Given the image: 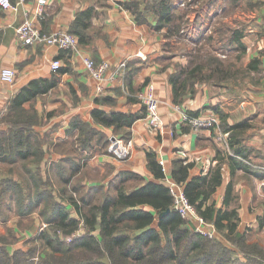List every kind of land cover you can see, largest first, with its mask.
Returning a JSON list of instances; mask_svg holds the SVG:
<instances>
[{
  "label": "crops",
  "instance_id": "0c3cea01",
  "mask_svg": "<svg viewBox=\"0 0 264 264\" xmlns=\"http://www.w3.org/2000/svg\"><path fill=\"white\" fill-rule=\"evenodd\" d=\"M10 1L14 3L16 0ZM25 1V7L31 9L34 0ZM120 1L123 4L133 0ZM45 2L43 15L37 18L36 26L47 33L68 31L78 11L93 8L95 14L87 30L90 39L80 47L95 64L106 60L115 67L125 61L124 74L104 82L102 90L97 91L96 80L72 51L18 41L14 27L23 19L22 10L5 9L0 5V68L11 67L15 74L12 83L0 79V119L11 98L22 86L34 79L54 76L56 86L47 93L37 95L34 100L35 110L42 116L49 112L57 113L50 120L58 127L47 138L51 141L46 142L50 144L49 153L45 151L42 158L48 162L64 158L80 161V168L67 182L69 184L78 177V182L72 186L73 194L79 193L81 197L98 201L102 192L113 191L115 176L122 171L139 176L137 180H128L126 189L145 181L164 183L168 187L164 177L171 178L173 160L183 158L192 162L191 177L207 173L217 162V149H227L223 140H216V128L187 129L181 126L179 112L173 108L179 101H174L170 76L181 72L182 80L187 68L202 63L205 67L195 76L193 85L180 87L177 95L182 98L181 105L187 112L198 110L196 115H216L219 118L215 112L217 109L229 124L245 122L249 133L244 134L238 146L248 156L243 161L257 173L241 169L233 173L234 188L239 196V229L250 227L255 233L264 235V0H169L173 4L172 18L165 21L161 29L156 25L157 13L143 11L144 2L138 6L145 20L140 23L128 9L120 8L114 0ZM53 58L59 59L60 66L68 70L62 73L51 70ZM252 61H256L254 69L250 65ZM219 64L223 66L221 73L213 70ZM181 69L183 71H178ZM149 84L153 85L154 94L159 99L162 125L153 129L146 124L144 117L137 118L127 128L133 143L128 158L118 160L110 155L108 145L100 143L101 138L88 140L83 135L79 142L77 131L68 134L71 120L79 117L84 122H91L94 128L101 129L107 139L112 134V127L94 122L92 110L144 113L146 104L139 94L145 93ZM0 126H3L1 121ZM219 127L228 142V131ZM69 151L78 153L75 157L66 156ZM147 151L156 154L165 172L163 178L155 179L148 169ZM68 168L71 172L69 164ZM222 169V184L209 200H214L217 205L230 179L228 166L224 164ZM58 176H63V173ZM71 212L76 216L74 209ZM185 220L196 231L193 220ZM213 237L221 239L217 229Z\"/></svg>",
  "mask_w": 264,
  "mask_h": 264
},
{
  "label": "trees",
  "instance_id": "16d2710c",
  "mask_svg": "<svg viewBox=\"0 0 264 264\" xmlns=\"http://www.w3.org/2000/svg\"><path fill=\"white\" fill-rule=\"evenodd\" d=\"M142 2L145 4L143 11L153 10L157 13L158 29L172 18L173 4L169 0H133L121 5L140 23L145 21L143 12L138 11ZM94 14L91 7L82 9L70 23L68 32L78 38L79 46L89 42L87 30ZM255 63L252 61L251 68L257 67ZM202 67H205L202 63L192 64L183 72L182 80L181 72L170 76L175 102L181 104L182 101L177 89L186 85L191 87L196 81L195 76L202 72ZM66 70L67 67L60 66L56 73ZM213 70L221 73L222 64L214 66ZM56 83L54 76L31 80L13 95L2 112L0 162L9 165L23 162L25 173L20 178L13 177L12 169L0 171V215L6 214V210L12 207L17 216L38 212L39 220L33 222L38 223L39 231L26 240L25 247L15 248L11 246L16 241L17 229L8 228L0 232V264H264V243L259 238H251L255 232L252 228L239 229V196L234 188L233 173L238 169L257 173L243 161L248 156L238 146L244 138L245 122L229 124L224 114L215 109L219 115V125L228 131L229 136L225 145L227 149H217V162L207 173L190 177L192 162L183 158L172 162L171 178L182 183L190 204L204 220L214 224L221 239L207 237L194 231L192 224L189 225L173 208L172 196L164 183L145 181L126 189L128 180L139 179L134 172L118 173L112 185L113 191L102 192L98 201L77 197L73 190L65 198L66 203L54 197L49 166L43 171L41 169V164L45 166V162H48L42 158L48 144L41 143L38 138L35 126L39 124V118L32 102L37 95L54 88ZM27 103L29 107L25 106ZM189 113L196 115L198 110H189ZM145 115L146 108L144 113L136 114L105 112L98 108L92 110L94 122L112 127V133L123 139H129L127 128ZM183 127L189 129L190 126ZM74 131H77L79 142L84 135L88 140L101 138L100 143L108 145V136L106 139L101 129L94 128L91 122H84L79 117H74L70 122L68 134ZM146 156L147 167L154 178H163L165 172L156 154L147 151ZM61 160L66 162L65 158ZM61 160L58 161L60 169L63 168ZM79 163L68 160L72 170L70 172L69 168V173L63 177L64 182L71 180L73 173L80 168ZM224 164L229 168L230 179L217 205L214 200H209L222 184ZM72 209L76 216L72 214Z\"/></svg>",
  "mask_w": 264,
  "mask_h": 264
},
{
  "label": "built area",
  "instance_id": "2783aa9c",
  "mask_svg": "<svg viewBox=\"0 0 264 264\" xmlns=\"http://www.w3.org/2000/svg\"><path fill=\"white\" fill-rule=\"evenodd\" d=\"M46 0H35L31 9L25 7V0H16L12 3L10 0H0V5L5 9L14 11L22 10L23 19L14 27L16 39L24 44H43L54 46L60 49H69L77 57H79L84 64L87 72L91 77L96 80V90L101 91L103 83L113 81L115 78L124 74L125 61L120 62L117 66L113 67L106 60L100 61L98 64L86 54L78 44V38L64 30H57L53 32H44L36 26L37 18L43 13ZM121 8V1L114 0ZM61 62L57 58H53L50 62V69L57 70ZM14 70L11 67L0 68V79L7 83L14 81ZM139 97L146 104V115L144 120L146 124L153 128L159 129L162 125L161 115L158 111L159 99L154 94L153 85L149 84L145 93H140ZM173 108L179 112L180 124L189 125L193 129H210L216 128V140L224 141L227 145V140L224 139L223 133L220 131L219 118L216 115H193L186 111L181 104H174ZM133 143L131 139H123L116 134L108 136L107 150L110 155L118 160H124L129 157ZM164 180L169 187L172 196V206L180 216L184 219H191L194 222L195 230L209 237L216 235V229L212 223L206 222L200 215H198L186 195L184 194L183 187L180 183L175 182L171 178L165 176ZM264 185V182L262 183ZM79 233V231L77 232ZM69 240V238L67 239Z\"/></svg>",
  "mask_w": 264,
  "mask_h": 264
},
{
  "label": "rangeland",
  "instance_id": "374dc122",
  "mask_svg": "<svg viewBox=\"0 0 264 264\" xmlns=\"http://www.w3.org/2000/svg\"><path fill=\"white\" fill-rule=\"evenodd\" d=\"M206 37H207V35L204 36L205 41H206ZM219 57H221V56H219ZM208 58L210 59L211 57H208ZM202 77H203V75L201 76V78ZM32 105L35 108V101L32 102ZM55 115H57L56 112H49L46 115L42 116L41 114H39V111H38L39 124L35 126V130L38 132V138L41 141V143H43V142L51 143V141L47 138L50 137L53 134V131L58 127L56 123L54 124V121L50 120V118L52 116H55ZM243 133L246 134L249 132H247L245 130ZM45 149H46V153H49L48 147H45ZM77 153H78L77 151L76 152L69 151L65 154H66V156L75 157L77 155ZM68 160L74 161L72 159H66V158H65V161H66L65 163L62 160L60 161V164L63 167L62 169H60L58 167V162H54V161L45 162V166H44V163L41 164L42 171L44 169H46L47 166H49V169H50L49 170V176L51 179L50 185H51V183L54 184V185H52V190H53L54 195H55L54 197H56L57 199H59L61 201L65 200V198L71 194V191L73 190L72 186H74L75 183L78 182V177L74 178L73 181L70 182L69 184L67 182L63 181V177L65 175H67L68 171H69ZM22 165H23V162L18 163V164H14V165H9L5 162L4 163L0 162V171L5 172V171H8L9 169H12L13 170V177L18 176V177L22 178V175L25 173L23 171ZM59 169H60V171H58ZM62 173H63V176H61V177L58 176L59 174H62ZM76 195L78 197L79 193H76ZM65 202H66V200H65ZM6 211H7L6 214L4 212L2 215H0V232H5L6 229H8V228L17 229V232H15L16 241H15V243H13L11 248L25 247L26 240H28V238H30L31 235H35L39 231V227L37 225L38 221L36 222L37 224H34V222H33V221H35L36 218H39L38 212H33L29 215L27 214V215H23V216H17L14 207H12L10 210H6ZM82 231L83 230L81 229V232ZM251 238L252 239H258L259 238L260 241L264 243V235L257 234L254 232V235L253 236L251 235Z\"/></svg>",
  "mask_w": 264,
  "mask_h": 264
}]
</instances>
